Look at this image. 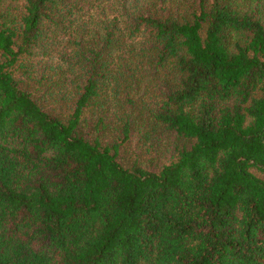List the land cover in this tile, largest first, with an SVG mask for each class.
<instances>
[{
    "label": "trees",
    "instance_id": "obj_1",
    "mask_svg": "<svg viewBox=\"0 0 264 264\" xmlns=\"http://www.w3.org/2000/svg\"><path fill=\"white\" fill-rule=\"evenodd\" d=\"M0 264H264V0H0Z\"/></svg>",
    "mask_w": 264,
    "mask_h": 264
}]
</instances>
